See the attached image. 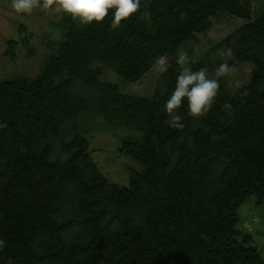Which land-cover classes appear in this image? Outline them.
Here are the masks:
<instances>
[{"label": "trees", "instance_id": "trees-1", "mask_svg": "<svg viewBox=\"0 0 264 264\" xmlns=\"http://www.w3.org/2000/svg\"><path fill=\"white\" fill-rule=\"evenodd\" d=\"M60 16L38 73L0 81V264H264V245L237 227L242 203L264 202V0H141L115 29L110 16ZM224 16L242 23L202 45ZM226 47L234 71L213 106L192 117L184 105L183 128L169 127L177 49L211 76ZM161 56L151 94L125 90ZM96 122L128 131L118 152L138 166L126 186L91 154Z\"/></svg>", "mask_w": 264, "mask_h": 264}, {"label": "rangeland", "instance_id": "rangeland-1", "mask_svg": "<svg viewBox=\"0 0 264 264\" xmlns=\"http://www.w3.org/2000/svg\"><path fill=\"white\" fill-rule=\"evenodd\" d=\"M11 3L12 0H0V81L11 77L30 78L35 76L38 73L35 66H40L44 50L46 49L45 54L50 51L49 48L47 49L48 42L58 39L60 35L56 24L59 22L58 18L61 17V13L55 11L54 7L50 9L38 7L32 14L25 15L15 12ZM219 20L204 36L202 45L208 43V40L210 43L218 42L221 37L231 33L234 27L242 23V19L232 17L229 19L225 16L220 17ZM19 29H21V33H19ZM19 36L24 40L23 43L18 41L20 40ZM8 39L18 41L12 54L7 53ZM28 46L31 47V50H27ZM42 46L45 47V49L43 47L44 50L41 48ZM32 50H35L34 56L29 55L33 52ZM38 52L41 54L40 58L37 57ZM33 61L38 63L35 64ZM237 71L241 73L242 77L237 76ZM249 71L250 66L243 64L240 69L236 70L237 74L233 79L238 78V80L233 81V84L244 83ZM159 72L160 66L157 63L139 82L128 83L125 90L136 95L148 96L152 93L153 84ZM114 77L122 81L117 75ZM107 78L113 82L116 80L111 75ZM96 123L98 124L96 130L90 131V136H87L89 148L94 150L91 154L108 180L126 186L130 171L138 166L131 158L118 152V147L121 145L122 139L128 136V131L120 125L110 127L108 124L99 125V122ZM237 211L238 229L252 235L257 245H264V202L259 204L256 197L251 195L239 206Z\"/></svg>", "mask_w": 264, "mask_h": 264}, {"label": "clouds", "instance_id": "clouds-1", "mask_svg": "<svg viewBox=\"0 0 264 264\" xmlns=\"http://www.w3.org/2000/svg\"><path fill=\"white\" fill-rule=\"evenodd\" d=\"M12 9L17 13L30 15L34 9H50L84 25L93 22H101L105 17L111 18L113 29L120 27L121 22L136 14L141 8V0H12ZM225 58L221 62L214 75H209L207 67L194 69L188 53L177 49L175 62L179 68L175 85L165 101L164 108L170 117L168 126L171 128H183L182 117L179 109L186 105L187 114L192 117L205 116L213 106L220 88L221 78L234 71V66L228 61L232 58V49L226 47L221 51ZM160 71L166 72L169 66L167 56L157 58ZM230 108V104H225ZM3 241H0V245Z\"/></svg>", "mask_w": 264, "mask_h": 264}]
</instances>
